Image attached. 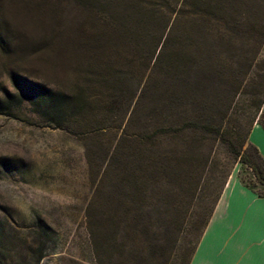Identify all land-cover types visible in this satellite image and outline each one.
Listing matches in <instances>:
<instances>
[{
	"label": "rangeland",
	"instance_id": "rangeland-1",
	"mask_svg": "<svg viewBox=\"0 0 264 264\" xmlns=\"http://www.w3.org/2000/svg\"><path fill=\"white\" fill-rule=\"evenodd\" d=\"M2 1L0 264L95 263L86 226L87 204L95 194H109V179L122 181L115 159L123 148L116 145L128 119H132L130 134L150 133L169 110L164 105L169 92L181 97L189 119L210 124L214 131L194 129L144 140L142 146L149 152L166 160L172 157L175 170L168 177H156L147 192L144 226L135 240L142 250L139 264H184L191 258L198 227L231 177L264 192L251 169L233 154L242 141L244 147L250 142L249 132L264 114V0H187L190 8L179 17L165 15L149 27L141 50L115 47L111 60L135 59L129 66L133 70L147 63L148 73L158 34L174 19L175 34L164 59L180 49L179 68L156 74L154 85L163 87L142 97L145 79L140 82L136 76L133 92L129 87L122 90L121 99L129 98L120 112L104 116L95 109L80 122L70 115L68 97L77 62L52 52L46 43L54 29L58 36L59 30L70 31L79 16L83 19L78 1H54L59 8L55 19L32 16L27 0ZM96 1L123 10L151 7L155 0ZM183 1L169 0L176 9ZM98 124L103 128H95ZM187 174L199 177L190 191L183 182ZM146 175L152 178L149 171ZM103 176L97 193L96 184ZM118 189L116 198L122 196ZM181 197L178 214L171 206Z\"/></svg>",
	"mask_w": 264,
	"mask_h": 264
},
{
	"label": "trees",
	"instance_id": "trees-1",
	"mask_svg": "<svg viewBox=\"0 0 264 264\" xmlns=\"http://www.w3.org/2000/svg\"><path fill=\"white\" fill-rule=\"evenodd\" d=\"M54 1L57 2V0H27L26 8L31 11L32 16L35 18L40 16L49 19L51 15V18L55 19L59 8H55ZM76 1L80 6L83 19L81 20L79 16L77 21L73 22L75 26L72 25L70 31L61 33L59 30L58 36L56 29H54L55 33H52L51 37L46 40V43L52 47V52L66 59L73 58L77 62L76 77L68 88L69 112L76 122L84 120L86 114H89V112L94 113L95 109H99L96 111L104 116H111L120 112L129 98L127 97L125 101L121 99L123 96L122 90L129 87V92L132 93L133 89L130 87L133 86L136 76H140V82L142 78L145 79L140 94L142 97L146 91H151L155 87L158 88L159 85L153 83L156 74L159 76L160 73L164 74L166 71L179 68L176 60L178 59L177 53L181 52L180 49H174V53L164 59L168 42L175 34L174 19L172 23H169L170 20H168L164 30L158 34L159 37L157 36L158 42L152 51L153 61L148 73H146L147 69L149 70V64L147 63L145 66L142 64L138 70H133L129 66L135 59L131 60L129 57L123 56V59L119 57L118 60H111L110 56L112 50L118 46L127 52L135 48L141 50L143 48L142 44L146 43L148 36H150L149 27L151 28L158 21L164 20L165 15L171 16L174 14V18L179 17L184 9L190 8L191 4L186 2L187 0H184L178 9L171 6L169 0H155L151 7L135 8L133 6L123 8V10L120 7L110 5L103 7L96 5V3H93L96 0ZM2 4L3 1L0 0V7ZM155 5H158L159 9H156ZM4 49L5 41L0 29V50ZM115 67L121 70L115 71ZM118 84L119 87H117ZM159 87L162 88L163 86L160 85ZM169 95V101L164 103L169 110L150 133L139 131L130 134L128 125H130L132 119H128L116 145L123 148L121 157L115 159L117 165L120 166L115 169L123 173L122 181L116 183L109 179L106 184V187H110L109 194L105 197L96 196L95 194L87 204L85 212L86 226L94 264H139L142 260V250L135 245V240L144 226L142 211L148 204L147 192L152 190L153 183H156V177L158 179L168 177L175 170V167L171 166L172 157L166 160L167 158L165 159L157 152H149L148 149L143 147L145 141L173 132L181 133L194 129L214 131L210 124L189 119L185 115L186 109L181 97L170 92ZM93 105H97L99 108L93 109ZM168 112L170 114H167ZM176 113L179 114L174 117ZM102 120L104 125L105 120ZM99 124L95 125V128L102 129L103 125ZM140 133L143 135L139 137L143 138L137 136ZM244 141L233 151V154L240 162L251 169L257 182L264 186V158L251 142H248L244 147ZM171 160L172 162H170ZM145 171H149L152 178L147 175L144 177ZM197 178L199 177L189 174L185 176L183 182L188 186L189 191L193 189V185L196 183L193 181ZM103 181L104 176L96 184L95 191L97 193L100 192L99 187L103 185ZM245 185L249 186L247 183ZM116 187L120 189L122 194L119 198L114 195ZM256 192L259 195H264V192ZM220 194L221 192L215 196L210 211L198 227V231H200L199 239ZM183 200L181 197L180 201H177L178 204L171 206L178 211V214L179 208H182L181 202ZM177 217L180 219V216ZM199 239L194 244L195 248L191 257ZM190 259H185L184 264H189Z\"/></svg>",
	"mask_w": 264,
	"mask_h": 264
},
{
	"label": "crops",
	"instance_id": "crops-1",
	"mask_svg": "<svg viewBox=\"0 0 264 264\" xmlns=\"http://www.w3.org/2000/svg\"><path fill=\"white\" fill-rule=\"evenodd\" d=\"M248 139L264 158V114ZM189 264H264V195L231 177Z\"/></svg>",
	"mask_w": 264,
	"mask_h": 264
}]
</instances>
